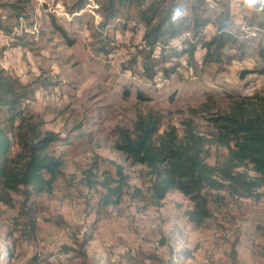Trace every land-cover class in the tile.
<instances>
[{
	"label": "rangeland",
	"instance_id": "1",
	"mask_svg": "<svg viewBox=\"0 0 264 264\" xmlns=\"http://www.w3.org/2000/svg\"><path fill=\"white\" fill-rule=\"evenodd\" d=\"M16 1L29 15L11 17L10 24L30 44L0 53V68L24 82L46 83L37 84L34 99L24 108L43 131L64 140L50 147L64 165L50 192H34L29 199L14 192L15 207L0 202V259L9 249L13 255L7 264H28L34 258V264H77L81 259L74 242L89 233L88 264L169 263L172 248L190 250L174 264H233L236 240L240 264H264V202L209 191L212 217L197 226L185 214L192 201L178 190L169 192L162 206L152 205L148 168L114 147L120 128L133 130L140 114L159 117V134L174 128L183 136L185 122H191L211 138L215 126L210 118L230 107V94L264 97V74L241 75L256 65V58L234 59L223 70L216 64L204 71L183 64L168 79L159 74L150 80L140 64L125 66L143 46L144 27L133 21L128 27L119 22L101 28L103 0H85L78 13L71 8L78 0H52L59 9L39 0H0V13L11 14L3 4ZM232 3V30L239 33ZM238 4L247 12L246 21L259 18L255 7ZM213 30L207 25V34ZM0 35L1 50L10 39L1 30ZM259 38L264 39L262 32ZM202 54L199 49L196 56ZM211 150L210 161L216 163L222 149ZM118 166L128 176V186L119 204L107 205L100 182L116 179Z\"/></svg>",
	"mask_w": 264,
	"mask_h": 264
},
{
	"label": "trees",
	"instance_id": "2",
	"mask_svg": "<svg viewBox=\"0 0 264 264\" xmlns=\"http://www.w3.org/2000/svg\"><path fill=\"white\" fill-rule=\"evenodd\" d=\"M231 3L232 0H103L98 22L101 28L118 27L119 22L128 27L133 21L144 27L143 46L125 66L140 64L144 76L150 80L159 74L168 79L183 64L201 71L216 64L217 69L223 70L234 59L250 55L256 58V65L241 75L264 74V39H255L259 32L264 36V10H258L260 5H256L259 18L247 21L257 29L256 36L242 30L235 33ZM85 5V0H78L71 8L80 11ZM3 6L12 12L0 13V30L11 40L9 45L1 47L0 53L8 47H28L29 40L15 32L9 20L22 17L24 12L29 15L26 6H21L20 1ZM177 9L180 15L174 18ZM209 24L214 30L207 34ZM199 49L203 51L200 58L196 56ZM38 83L46 84L41 79L24 82L18 75L0 68V202L8 206H16L14 192L21 191L26 199L34 192H50L64 165L63 158L50 151L52 145L64 140L52 131H43L41 122L24 108L25 102L34 99ZM230 98V107L210 118L215 126L211 138L200 134L191 122H185L183 136L174 128L159 134L160 119L152 114L138 115L133 130L120 128L114 147L132 163L148 168L152 178L148 188L152 205L162 206L167 194L178 190L193 203L185 212L188 220L202 226L212 217L209 191H225L235 198L264 202V97L230 94ZM213 146L222 149L216 163L210 161ZM116 174V179L100 182L106 189L103 199L107 205L119 204L128 186V176L120 166ZM91 239L92 234L84 233L81 240H75L77 257L81 259L77 264H88L85 249ZM238 241L231 249L233 264H240ZM70 249H66L67 253ZM181 254L188 256L190 250L172 248L169 263L158 260L156 264H174ZM12 255L7 249L0 264H7ZM35 261L36 258L28 264ZM135 264L145 262L137 260Z\"/></svg>",
	"mask_w": 264,
	"mask_h": 264
},
{
	"label": "bare ground",
	"instance_id": "3",
	"mask_svg": "<svg viewBox=\"0 0 264 264\" xmlns=\"http://www.w3.org/2000/svg\"><path fill=\"white\" fill-rule=\"evenodd\" d=\"M40 1V0H39ZM41 2V1H40ZM233 11L235 10V17H236V20L238 18V15H243L244 18H239V20H237L238 22V25L240 27V29L242 31H245V32H251L253 33L254 35L256 34V28H251L249 26V24L247 23V12L245 9H243L239 4H238V1H233ZM57 13V12H56ZM66 13V12H65ZM63 15V14H62ZM5 38H7L5 36Z\"/></svg>",
	"mask_w": 264,
	"mask_h": 264
},
{
	"label": "clouds",
	"instance_id": "4",
	"mask_svg": "<svg viewBox=\"0 0 264 264\" xmlns=\"http://www.w3.org/2000/svg\"><path fill=\"white\" fill-rule=\"evenodd\" d=\"M244 2L249 8H254L256 5H260V9L258 10H264V0H244ZM179 15H180L179 9L175 10L174 18Z\"/></svg>",
	"mask_w": 264,
	"mask_h": 264
},
{
	"label": "built area",
	"instance_id": "5",
	"mask_svg": "<svg viewBox=\"0 0 264 264\" xmlns=\"http://www.w3.org/2000/svg\"><path fill=\"white\" fill-rule=\"evenodd\" d=\"M40 1H41V5H43L44 3L50 5V3H51V6H56V8L59 9L55 1H52V0H40ZM234 1H240V3L245 4L244 0H234ZM239 18H244V17H243V15H238L237 20H239ZM0 40H1V35H0ZM160 79H161V77H159L158 80H160Z\"/></svg>",
	"mask_w": 264,
	"mask_h": 264
},
{
	"label": "crops",
	"instance_id": "6",
	"mask_svg": "<svg viewBox=\"0 0 264 264\" xmlns=\"http://www.w3.org/2000/svg\"><path fill=\"white\" fill-rule=\"evenodd\" d=\"M80 11H81V10H80ZM78 12H79V11H78ZM78 12H77V13H78ZM249 26H250V25H249ZM250 27H251V26H250ZM251 28H255V27H251ZM240 30H241V29H240ZM256 30H257V29H256ZM5 36H6V35H3V37H5ZM3 37H2V38H3ZM8 37H9V36H8ZM9 39L11 40V37H9ZM6 44L9 45L10 42H7ZM24 48H25V47H24ZM2 68H4V67H2Z\"/></svg>",
	"mask_w": 264,
	"mask_h": 264
}]
</instances>
